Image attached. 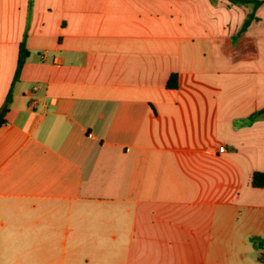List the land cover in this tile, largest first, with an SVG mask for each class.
I'll list each match as a JSON object with an SVG mask.
<instances>
[{
  "label": "crops",
  "instance_id": "1",
  "mask_svg": "<svg viewBox=\"0 0 264 264\" xmlns=\"http://www.w3.org/2000/svg\"><path fill=\"white\" fill-rule=\"evenodd\" d=\"M252 10L0 0V264H264V5L242 31Z\"/></svg>",
  "mask_w": 264,
  "mask_h": 264
},
{
  "label": "trees",
  "instance_id": "2",
  "mask_svg": "<svg viewBox=\"0 0 264 264\" xmlns=\"http://www.w3.org/2000/svg\"><path fill=\"white\" fill-rule=\"evenodd\" d=\"M232 4L234 5H239V6H251L252 7V12L248 14L244 26L242 28V31H245L254 20H258L256 18L255 12L257 11L258 8H260L262 5H264V0H229ZM29 57V51L26 48L25 40L21 43L20 47V53H19V60H18V66L15 74L14 81H17L19 79L20 72L26 63V60ZM168 88H177L178 86V75L177 74H172L168 84ZM12 102V89L10 90L7 98H6V103L5 106L0 110V128L6 123L5 116L8 113L10 109V105ZM264 112V111H263ZM263 112H259L256 116L253 118L256 119L258 115H261ZM252 186L254 188H264V172H256L252 176ZM252 241L254 243V246L258 248V250H263L264 249V239L262 238H252ZM264 256V253L260 254L259 259L260 261L263 259L262 257Z\"/></svg>",
  "mask_w": 264,
  "mask_h": 264
},
{
  "label": "built area",
  "instance_id": "3",
  "mask_svg": "<svg viewBox=\"0 0 264 264\" xmlns=\"http://www.w3.org/2000/svg\"><path fill=\"white\" fill-rule=\"evenodd\" d=\"M220 151H221V152H224V151H225V148H221Z\"/></svg>",
  "mask_w": 264,
  "mask_h": 264
}]
</instances>
